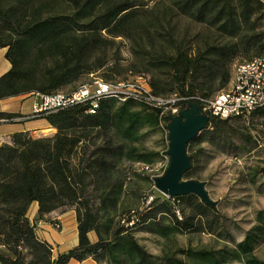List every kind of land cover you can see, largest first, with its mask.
<instances>
[{
	"label": "trees",
	"instance_id": "obj_1",
	"mask_svg": "<svg viewBox=\"0 0 264 264\" xmlns=\"http://www.w3.org/2000/svg\"><path fill=\"white\" fill-rule=\"evenodd\" d=\"M263 1L170 0L172 11L231 39L202 48L175 36L168 13L145 8L141 0H0V48L7 49L11 63V69L0 78V99L52 94L114 61L111 72L115 77L106 81L127 79L120 77L126 72L148 76L156 97L188 98L179 103L185 108L190 98H211L229 85L230 68L237 56L254 53L250 60L264 55V32L257 25L264 16ZM63 5L69 7V13H57ZM119 37L135 44L137 57L127 66L121 64L118 53L109 54ZM192 101L203 111L199 100ZM91 109L90 103L78 104L37 117L46 119L56 133L34 138L29 132H15L12 144L0 145L1 264H68L72 259L90 257L101 264L105 259L150 264L148 252L130 234L139 225H160L164 216L173 219L169 230L181 233L213 232L220 224L223 216L216 206L203 203L195 194L163 201L154 197L149 205L150 195H145L139 210L125 203L118 162L126 156V144L130 160L158 161L157 153L147 150L142 140L144 129H158L162 109L117 98H102L93 113ZM207 114L211 121L188 148L207 141L223 144L238 156L261 146L250 125L257 123L260 127L255 129L261 128L264 135V106L247 120ZM20 116L0 112V122ZM162 118L168 121V116ZM191 155L192 168L184 174L189 180L195 178L199 166L198 152ZM75 158L77 166L73 165ZM255 173H261V167H255ZM184 197L189 200V213L181 216L179 204ZM34 202L39 210L31 224L26 215ZM68 209L77 213L79 244L54 258L53 247L36 234L37 222L55 210ZM254 221L236 249L184 251L208 264H264L255 254V248L264 243V210L257 212ZM92 231L97 234L96 242L90 240ZM165 260V264H184L169 255Z\"/></svg>",
	"mask_w": 264,
	"mask_h": 264
},
{
	"label": "rangeland",
	"instance_id": "obj_2",
	"mask_svg": "<svg viewBox=\"0 0 264 264\" xmlns=\"http://www.w3.org/2000/svg\"><path fill=\"white\" fill-rule=\"evenodd\" d=\"M146 3L145 8H153L160 11V14L168 13L169 25L174 30L175 36H180L189 40L193 45L204 48L207 44L227 43L229 38L223 37L216 32V29L209 28L190 18L172 11L170 0H141ZM69 13L70 9L67 6L58 8L57 13ZM165 13V14H166ZM170 15V16H169ZM259 31L264 32V16L258 21ZM166 26L168 27L167 23ZM126 37L115 39L111 56L118 53L121 57L120 62L127 66L137 57L134 53L135 44ZM254 53H242L237 56L232 65L231 72L233 75V67L239 62H245L247 59L254 56ZM115 64L111 61L110 64L102 69L83 76L77 83L62 88L59 91L71 92L78 88L81 83L90 82L94 78L109 79L113 78L111 68ZM120 76V75H119ZM118 76V77H119ZM120 77L127 79L115 80H133L131 72H126ZM148 77V76H147ZM219 83H216L218 86ZM226 85L219 89L214 94L228 89ZM253 135L260 139L261 146L251 153H240L235 156L236 152L227 150L223 144L220 146L210 142H202L188 148V153L198 152V165L195 168L194 180H199L206 183V187L212 199L217 202L216 208L223 216L220 224L214 228V231L205 230L203 232L188 231H172L168 227L174 225L173 219L170 216H164L160 225H139L137 228L130 231V234L136 241L142 245L150 256V264H165L167 257L178 259L184 264H208L190 257L188 249H210L219 250L225 247L236 249V245L240 242L246 232L255 224L256 214L259 210H264V135L260 130L250 125ZM207 128V127H206ZM38 135L47 134L48 132L38 131ZM143 145L147 150L154 151L158 155V161L164 151L170 149L169 132L164 127L160 126L157 130L151 131L147 128L143 131ZM50 137V136H47ZM117 141V138H114ZM116 143H121L120 139ZM116 145V144H115ZM128 145L126 144L125 155L118 162L117 169L124 177L123 201L134 209L140 208L142 205V197L150 195L155 197V201H163L166 199L163 193L155 188L152 177L148 173L142 172L140 169L143 162L130 160L127 157ZM201 150V152H199ZM80 155L77 159L79 160ZM74 159L73 165L77 166L78 160ZM255 167H261V173H255ZM184 180H189L184 177ZM95 203L93 200L92 204ZM179 209L181 216L189 213V200L187 198L180 199ZM255 254L261 259H264V243L255 248ZM185 250V251H184ZM105 264H119L104 260ZM110 262V263H108ZM227 264H240L238 261Z\"/></svg>",
	"mask_w": 264,
	"mask_h": 264
},
{
	"label": "built area",
	"instance_id": "obj_3",
	"mask_svg": "<svg viewBox=\"0 0 264 264\" xmlns=\"http://www.w3.org/2000/svg\"><path fill=\"white\" fill-rule=\"evenodd\" d=\"M264 2V1H263ZM38 98L33 107L32 116L42 117L45 114L56 112L78 104L90 103L92 109L98 107L102 98H117L121 101L133 99L162 109L160 126L168 130L169 115L176 116L182 108L181 101L188 98H180L176 95L170 97H156L152 93L146 76H139L137 79L106 81L101 78H94L90 82L81 83L78 88L71 92L57 91L52 94H35ZM197 99L203 106V113H210L221 119L240 118L247 120L258 108L264 106V55L239 62L233 67V75L228 89L220 91L211 98H190ZM202 110V108H201ZM168 116V121L162 117ZM168 151L161 154L159 161L153 164L143 163L141 171L151 175L153 183L163 176L170 164ZM154 197L150 196L146 204L149 205ZM60 228V223L54 224ZM1 247V246H0Z\"/></svg>",
	"mask_w": 264,
	"mask_h": 264
},
{
	"label": "crops",
	"instance_id": "obj_4",
	"mask_svg": "<svg viewBox=\"0 0 264 264\" xmlns=\"http://www.w3.org/2000/svg\"><path fill=\"white\" fill-rule=\"evenodd\" d=\"M6 48H0V78L11 69V63L6 58ZM36 95L26 94L12 96L0 99V112L19 113L20 117L12 121L0 122V145L12 144V135L15 132H29L32 137L40 138L53 136L56 129L44 118H35L32 116L33 107L37 103ZM38 131L48 132L41 136H35ZM39 205L32 203L26 217L31 224L34 223L38 216ZM60 223V228H55L54 224ZM36 234L39 239L47 241L53 247V256L67 253L79 244V231L77 213L74 209L65 211L55 210L47 214L43 219L37 222ZM90 240H98L96 232L89 233ZM1 264V263H0ZM68 264H101L93 258H87L83 261L72 259Z\"/></svg>",
	"mask_w": 264,
	"mask_h": 264
},
{
	"label": "water",
	"instance_id": "obj_5",
	"mask_svg": "<svg viewBox=\"0 0 264 264\" xmlns=\"http://www.w3.org/2000/svg\"><path fill=\"white\" fill-rule=\"evenodd\" d=\"M211 116L202 112L196 102L188 106L176 116L169 115L168 130L170 164L166 173L156 179L155 188L167 198L195 194L200 200L216 206L217 202L209 195L206 183L198 180H184V174L192 168V155L188 153L189 143L195 139L211 121ZM264 172V169L262 170ZM27 227V221L24 223Z\"/></svg>",
	"mask_w": 264,
	"mask_h": 264
}]
</instances>
